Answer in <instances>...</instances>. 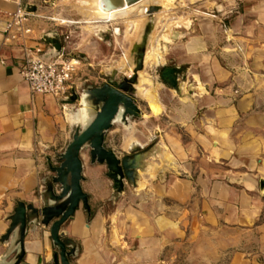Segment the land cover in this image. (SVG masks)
I'll return each mask as SVG.
<instances>
[{
    "label": "crops",
    "instance_id": "0c3cea01",
    "mask_svg": "<svg viewBox=\"0 0 264 264\" xmlns=\"http://www.w3.org/2000/svg\"><path fill=\"white\" fill-rule=\"evenodd\" d=\"M181 2L167 30L177 40L161 39L160 49L161 64L184 67L181 91L158 80L157 114L133 94L141 116L160 119L135 185L115 189L106 165L81 150L90 213L80 205L60 227L70 264H264V0H193L188 10ZM15 8V0H0V264L19 250L16 231L4 239L17 201L53 203L59 185L51 167L95 113L91 104L83 113L81 93L65 101L30 91L15 61L22 50L4 36ZM99 40L89 35L78 45L91 56L101 52ZM149 46L133 65L141 52L144 63ZM115 131L106 132L105 146L122 155ZM50 224L28 222L18 264H54Z\"/></svg>",
    "mask_w": 264,
    "mask_h": 264
},
{
    "label": "water",
    "instance_id": "95a60500",
    "mask_svg": "<svg viewBox=\"0 0 264 264\" xmlns=\"http://www.w3.org/2000/svg\"><path fill=\"white\" fill-rule=\"evenodd\" d=\"M137 1L139 0H100V5L103 9L110 10ZM158 8V6L152 5L149 7V12L156 11ZM25 10L33 12L35 6L28 5ZM108 37L107 34L105 38ZM146 38L143 36V44ZM42 39L49 45L46 56H53L60 52L61 43L57 34L48 32L42 36ZM139 55L136 68L129 77L124 75L116 84L110 80L84 91L90 104L95 108L94 117L84 129H77L74 132L64 152L59 154L57 165L51 167L54 172L52 182L59 185V192L52 198L53 203L38 208L17 201L13 214L10 216V224L4 239H8L10 234L16 231L15 244L19 247L11 264H18L24 256L23 241L27 224L31 219L39 220L45 225L51 222L50 236L58 249L53 255V262L54 264H70L69 257L72 250L67 249L66 242L61 238L62 233L59 230L80 205L90 213L88 196L81 187L83 179L81 150L84 147L88 149L91 162L106 165L107 176L113 181V187L117 190H121L125 182L135 185L139 179L140 171H146L148 164L145 159L152 153L153 143L145 147L133 144L130 151L122 155H118L105 146V134L118 117L126 122L128 116H141L140 108L133 95L137 93L138 71L143 69L144 52ZM183 71L184 67L182 66L167 65L160 71L159 79L174 91L180 92L181 81L179 78L181 76L183 79V75H181ZM78 98L77 92L73 90L71 95L66 97V101H75Z\"/></svg>",
    "mask_w": 264,
    "mask_h": 264
},
{
    "label": "rangeland",
    "instance_id": "374dc122",
    "mask_svg": "<svg viewBox=\"0 0 264 264\" xmlns=\"http://www.w3.org/2000/svg\"><path fill=\"white\" fill-rule=\"evenodd\" d=\"M161 1V4L163 2L165 3H163L164 9L168 10L165 12L163 11L158 18L145 19L139 17L138 19L132 17L126 19L125 17L108 19L104 16L95 18V16L90 15V10H94L95 8V0H51V4L47 8V11L53 12V14L59 18L71 21L69 26H61L58 30H61L63 33H68V31L72 32L68 39L70 41L67 44L68 50L75 53L83 62L81 69L74 79V90L77 93H81L80 100L83 113L90 105V101L84 91L96 85L109 82L110 80L113 84H116L124 75L128 77L132 75L136 68V64L133 65L132 61L137 59L136 53L145 49L148 43H150V46L145 54L143 69L138 71L136 88L137 92L145 97L147 101L150 100L148 104L153 113H159L160 107L155 93L158 90L157 80L161 81L159 79L160 71L164 66L169 65V62L161 64L162 55L160 49L162 47L166 48V46L162 45L161 39L166 42L172 40L174 42L177 40V38H175L176 34L167 30H170V26L175 23V17L171 15L174 5H180L178 4L180 0ZM181 1H183L181 3H183L185 10L191 8L193 0ZM158 4V7H160V3ZM83 19L88 25L83 23ZM39 22L43 24L41 26L46 27L47 30L45 33L56 28L48 21ZM83 26L85 28H83ZM151 27L152 31L154 30V33L157 31V33L154 36L152 34L148 36L145 44L139 46L136 52L132 53L133 44L139 43L143 33L148 31ZM38 29H41V27H38ZM168 32L171 34L168 35ZM107 34L109 37L106 39L105 36ZM89 35L100 39L99 41L102 44L101 52H95L91 56L85 54L86 52H83V50H81L82 48L78 45V43L82 41V38L85 39ZM122 51H127L131 55V58L125 56L124 59L122 58L121 60L120 57L123 56ZM164 51L166 50L163 49V52ZM112 67L117 68L113 76H111L110 72L111 69H113ZM126 68L129 69L127 73H125ZM147 85H149V87H146ZM164 85L168 87L166 84ZM162 89L159 88V90ZM136 95L138 96L137 93ZM139 102L141 108L144 109V103L142 101ZM148 115L149 114L145 112V116H128L126 122L123 120H116L113 124V127L116 129L113 143L121 152H123V150L129 152L133 144L143 147L152 139L156 138L151 129L153 128L159 131V128H156V124H158L160 119L149 118ZM86 149L87 148L83 150L84 155L87 153Z\"/></svg>",
    "mask_w": 264,
    "mask_h": 264
},
{
    "label": "built area",
    "instance_id": "2783aa9c",
    "mask_svg": "<svg viewBox=\"0 0 264 264\" xmlns=\"http://www.w3.org/2000/svg\"><path fill=\"white\" fill-rule=\"evenodd\" d=\"M14 11L6 13L4 29L5 41L22 50V55L15 57L19 72L29 86L32 93L50 94L66 101L75 88L74 79L81 69L83 62L75 53L68 50V39L72 32L63 33L58 30L61 26H69L71 21L59 18L48 12L51 0H15ZM28 5H34L35 11L25 10ZM36 21H48L54 27L50 33L57 34L61 43L60 52L53 56H46L48 48L43 47L41 28L40 36L35 35ZM40 28V27H39ZM48 33V32H47ZM30 41H35L36 46H29ZM0 63H5L0 59ZM75 91V90H74Z\"/></svg>",
    "mask_w": 264,
    "mask_h": 264
},
{
    "label": "bare ground",
    "instance_id": "6f19581e",
    "mask_svg": "<svg viewBox=\"0 0 264 264\" xmlns=\"http://www.w3.org/2000/svg\"><path fill=\"white\" fill-rule=\"evenodd\" d=\"M161 2H162L161 0H139L136 3L130 4V5H126L125 4L123 7H118V8H113V9H110V10H105V9H103L101 7L100 0H95V8H94V10L93 9L90 10L89 13H90L91 16L92 15L95 16V18L104 16V17H106L108 19L125 18V17H126V19L127 18H132V17L133 18H138V19H139V17H143L145 19L146 18L153 19V18H158V16H160V14L163 11L165 12V11L168 10V9H164L165 8L164 7L165 3L163 2L164 4L163 3L161 4ZM158 3H160V7L158 8V10L153 11V12L150 13L149 12V7L152 6V5L158 6L159 5ZM89 5L91 6L90 3H89ZM148 101H150V100H148Z\"/></svg>",
    "mask_w": 264,
    "mask_h": 264
}]
</instances>
